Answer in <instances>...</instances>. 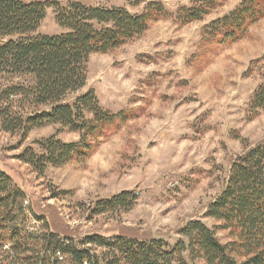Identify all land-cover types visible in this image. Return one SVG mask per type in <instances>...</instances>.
<instances>
[{"label":"rangeland","instance_id":"rangeland-1","mask_svg":"<svg viewBox=\"0 0 264 264\" xmlns=\"http://www.w3.org/2000/svg\"><path fill=\"white\" fill-rule=\"evenodd\" d=\"M55 1L121 7L132 13L145 6L144 0H138L137 7L127 0ZM156 1L173 14L191 2ZM241 2L230 0L204 21L185 27L174 19L162 20L140 39L91 57L87 87L80 94L94 90L105 109H133L140 115L83 164L48 168L38 175L17 157L59 128H36L27 139L0 131V168L25 194L23 228L33 236L27 254L10 251L9 244L0 246V264H38L36 238L48 232L78 241L121 236L160 239L174 246L191 221L215 229L216 223L204 214L223 190L231 162L248 145L264 140V112L254 120L248 114L251 98L264 81V20L201 71L187 61L197 52L204 27ZM62 32L49 10L39 33ZM155 73L150 88L146 80ZM59 139L74 142L78 136L63 132ZM131 190L137 191V200L130 209L90 218V206ZM216 231L223 243L228 241V232Z\"/></svg>","mask_w":264,"mask_h":264},{"label":"trees","instance_id":"trees-1","mask_svg":"<svg viewBox=\"0 0 264 264\" xmlns=\"http://www.w3.org/2000/svg\"><path fill=\"white\" fill-rule=\"evenodd\" d=\"M127 1L139 6L138 0ZM229 1L191 0L173 14L156 0H144L140 13L76 1L0 0V131L27 139L36 128H59L26 147L17 159L38 175L89 160L140 115L133 109H105L94 90L80 94L87 87L91 57L140 39L162 20L174 19L180 27L202 22ZM49 10L63 31L57 36L39 33ZM262 20L264 0H242L204 27L187 65L201 71L222 49L246 39ZM157 76L148 77L146 86L153 87ZM263 112L264 81L251 98L249 120ZM63 132L76 134L77 141L59 139ZM24 198L0 168V246L9 244L10 251L27 254L33 236L23 228ZM136 200L137 191H123L90 206V218L128 210ZM204 217L216 223L215 229L191 221L174 246L160 239L121 236L78 241L48 232L36 238L38 264H264V140L248 145L231 162L223 190ZM216 230L228 232V241L223 243Z\"/></svg>","mask_w":264,"mask_h":264},{"label":"built area","instance_id":"built-area-1","mask_svg":"<svg viewBox=\"0 0 264 264\" xmlns=\"http://www.w3.org/2000/svg\"><path fill=\"white\" fill-rule=\"evenodd\" d=\"M23 204H24V203H23ZM24 208H25V210H26L27 206H24ZM27 230H28V231H32V229H30V228H27ZM6 249H7V247H6ZM59 259H60V261H63V260H64V258L61 257L60 255H59Z\"/></svg>","mask_w":264,"mask_h":264}]
</instances>
